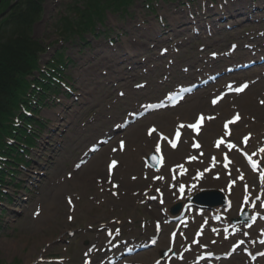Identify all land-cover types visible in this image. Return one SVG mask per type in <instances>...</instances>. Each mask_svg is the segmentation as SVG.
<instances>
[{"label":"rangeland","instance_id":"374dc122","mask_svg":"<svg viewBox=\"0 0 264 264\" xmlns=\"http://www.w3.org/2000/svg\"><path fill=\"white\" fill-rule=\"evenodd\" d=\"M210 1L216 5L222 2V6L218 11L213 8L202 19L192 20L182 8L186 0H134L127 9H109L104 23L99 22L96 30L88 31L84 40L79 36L82 28L79 22L88 18L87 6L95 4V0H42L43 13L34 20L30 33L24 38L44 46L46 53L40 62L43 70L53 58L57 59L58 52H63L62 79L72 85L76 95H68L61 86L57 87V98L54 103L49 102V111L54 112H48L44 107L39 112L47 126L41 133H35L37 145L28 151L31 162L18 165L16 179L9 175V182L5 183L4 189L12 200H6L7 196L0 199V264H86L87 260L93 259L89 256L86 260L87 247L93 243L104 245L109 231L120 229L127 238L142 240L156 233L155 222L164 220L162 207L153 204L151 197L143 192H136L138 188H148L151 181L142 178L128 186L123 183L124 176L135 174L134 169L127 168V153L134 154L141 166L142 156L148 154V150L141 148L150 144L145 135L149 121L139 122L137 134L127 137L128 150L117 155L121 160L115 178L119 186L107 176L110 158L107 148L94 155L84 169L78 168L77 162L87 146L111 129L114 121L122 118L134 103L136 105L139 97L144 100L155 94L151 84H156L157 79L165 75L171 60H175L172 68L175 74H179L183 66L194 65L196 71L202 55L200 46L207 45V55L211 51L227 49L232 40L247 37L251 30L264 28V0ZM191 5L195 13L200 1ZM245 5L247 9L241 8ZM161 16L163 20L159 21ZM16 18V14L11 13L7 17L10 21H16ZM5 21L6 17L0 27ZM13 23L0 38L10 39L14 35ZM208 24L214 33L212 37L207 30ZM194 25L200 29V34L193 32ZM173 44L179 52L170 48ZM164 47L170 48L168 54L161 53ZM42 50L37 51L34 60ZM25 75L23 77L28 78ZM34 77L32 74L29 79ZM150 79H154L150 89L136 91L140 92L137 98L120 96V91H132L133 84ZM251 96H246L249 103L245 108L240 106L245 118L238 125L237 138L246 131L258 133L264 130V106ZM199 99H202L201 105L194 107L190 116L199 109L208 108L205 92ZM240 100H237L238 105ZM230 103L228 101L215 110L224 111L227 109L225 104ZM11 110L9 105L8 112ZM21 111L20 108L17 115ZM179 112L178 115L186 116L185 112ZM232 112L230 108L225 116L214 122L218 132L208 136L206 129L203 133L206 149L211 148L213 136L220 133L223 118ZM169 113L172 112L164 113L162 117L154 116L151 120H155L151 122L161 127L159 119L168 120L165 115ZM7 117L10 119L11 115ZM9 123L13 124V121ZM11 137L13 135L6 137L5 142ZM182 146L187 150L185 144ZM168 154L169 162L186 156L183 150H169ZM3 166L12 169L8 164ZM225 182L226 178L221 182L209 178L204 184L211 185L208 188L212 193ZM238 189L241 193V185ZM149 192L157 196L154 188ZM169 197L172 201L171 193ZM172 226H165L161 249L168 246V232ZM159 252L151 253L152 256L144 254L137 260L150 264ZM241 263L246 264L245 261Z\"/></svg>","mask_w":264,"mask_h":264},{"label":"trees","instance_id":"16d2710c","mask_svg":"<svg viewBox=\"0 0 264 264\" xmlns=\"http://www.w3.org/2000/svg\"><path fill=\"white\" fill-rule=\"evenodd\" d=\"M11 2L12 0H1L0 8H6ZM41 3L42 0H22L11 13L17 16L16 21L12 20L13 27L16 29L14 35L10 39L0 38V141L5 134L11 133L7 129L12 128V126L4 125L1 115L4 114L9 102L12 105H15L14 102L16 105L19 102L16 94L18 88H28V82L21 75H24L29 67L31 69L36 65V60L33 58H36L37 51L41 49V46L33 39L24 38L25 34L30 33L34 20L42 13ZM12 21L6 18L3 26L0 27V35L12 26ZM3 146L4 144L0 147Z\"/></svg>","mask_w":264,"mask_h":264},{"label":"bare ground","instance_id":"6f19581e","mask_svg":"<svg viewBox=\"0 0 264 264\" xmlns=\"http://www.w3.org/2000/svg\"><path fill=\"white\" fill-rule=\"evenodd\" d=\"M243 6H241V8H242ZM247 8V5H245V9ZM227 66V65H226ZM225 66V67H226ZM133 87V86H132ZM147 89V88H146ZM139 93L140 92H133V91H128V97L130 98V99H132L133 97H137L138 95H139ZM188 111H191V108H188L187 109ZM216 130V127H213V128H211V130H210V132H213V131H215ZM210 135V134H209ZM149 147H150V145H149ZM148 149V148H147ZM146 149V150H147ZM128 162H130L131 163V167L132 168H134V169H141V164L138 162V160L136 159V158H134V157H131L130 158V160L128 159ZM176 163H179V162H172V164H176ZM204 186H206V185H204ZM208 186H211V185H208ZM170 201L168 200V203H169ZM158 246V245H157ZM151 252L150 251H148V253L147 254H150Z\"/></svg>","mask_w":264,"mask_h":264},{"label":"snow or ice","instance_id":"6c2138e0","mask_svg":"<svg viewBox=\"0 0 264 264\" xmlns=\"http://www.w3.org/2000/svg\"><path fill=\"white\" fill-rule=\"evenodd\" d=\"M243 87H247V85H244ZM238 90H243V88H241V89H238ZM214 103H215V101H213ZM236 118H238V116L236 117ZM201 119H202V117H201ZM123 143V142H122Z\"/></svg>","mask_w":264,"mask_h":264}]
</instances>
